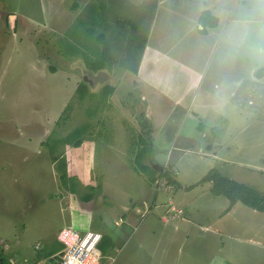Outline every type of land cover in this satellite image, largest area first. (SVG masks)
Masks as SVG:
<instances>
[{"label": "rangeland", "instance_id": "1", "mask_svg": "<svg viewBox=\"0 0 264 264\" xmlns=\"http://www.w3.org/2000/svg\"><path fill=\"white\" fill-rule=\"evenodd\" d=\"M125 1L134 8L127 12L141 16L137 33L129 28L121 37L126 67L94 73L81 58L64 57L61 43L106 0H0V264L49 258L63 249L57 236L67 228L112 241L104 264H264V213L231 206L210 183H199L215 170L264 195V81L256 83L264 80L256 76L264 69V0H242L232 18L243 22L228 23L224 13L210 38L191 29L197 0ZM98 32L110 36L104 27ZM155 51L162 61L154 82L175 63L172 91L189 102L203 89L197 102L212 105L193 103V113L179 108L174 115L165 103L163 110L161 95L140 78L144 55ZM83 81L93 97L81 100ZM105 87L115 92L104 99ZM129 92L142 97L137 109L147 116L149 102L153 133L142 161L148 174L136 171L135 157L146 146L121 101ZM83 127L79 148L55 151L73 167L63 180L50 145ZM205 127L206 139L199 135ZM154 169L171 170L180 187ZM169 200L183 203L181 215H164ZM46 261L57 264L59 256Z\"/></svg>", "mask_w": 264, "mask_h": 264}, {"label": "trees", "instance_id": "2", "mask_svg": "<svg viewBox=\"0 0 264 264\" xmlns=\"http://www.w3.org/2000/svg\"><path fill=\"white\" fill-rule=\"evenodd\" d=\"M74 8H77V6H74ZM110 8L111 10L109 12L108 9ZM152 8H155V5H153ZM118 9L122 12L118 13ZM129 9H131V13L134 12V8L128 5L125 0H106V2L92 5L89 8L87 21L79 20L77 26L71 30V33L62 39V55L69 59L81 58L86 69L94 73L103 71L107 66H112L114 64L125 66L122 61H124V57L129 58L130 54H128L129 50H126L128 48L125 49L123 46L121 37L127 34L129 28L132 29L133 33H137L138 19L141 17H133L127 12ZM114 10L117 11V14H115ZM107 12L109 15L114 12L110 19L106 18ZM199 24L202 27V30H199V34L206 36L208 34V29L217 28L218 21L209 11H204L199 18ZM101 27L109 31V37H107L105 33L98 32V29ZM116 30H119V32H116ZM139 41L142 43L139 53V55H141L142 49L146 43V36H140ZM126 43H128V41ZM131 44L132 40L129 41L128 46H131ZM127 69L133 74L137 73L136 68L132 69V67H128ZM263 74L264 69L260 70L256 76L262 77ZM77 92L81 100L88 96L93 97L92 94H89L88 84L84 81L78 84ZM114 92V88L105 87L101 93V97L104 99L108 98ZM141 98L142 97L136 96L134 92H129L126 97L121 98V101L126 105H124L125 108L132 112L137 123L141 125L139 143L146 147L135 157L136 171H140L142 174H148L149 168L142 165V161L148 153V145L150 144L153 127L151 119L145 113H140L137 109L141 104ZM84 131V127L76 129L72 134H69L61 140H55L50 145V153L53 156V160L58 163L59 170L63 173V180L69 177L68 169L70 167L68 166L70 165L64 156H56L55 151H57L58 146H71L72 144H74L76 148H79L82 143L80 139L86 132ZM155 174L158 175L159 179L166 180L169 186L180 187L177 181L170 175L171 170L164 169L159 174L156 171ZM153 178H155V176H153ZM154 180L155 179L151 180V182L154 183ZM199 183H210L212 185L211 191L213 195L224 196L229 200L231 206L241 203L249 209L264 213V195L252 186L223 177L215 170L210 171ZM112 246V241L106 237H102L99 248L103 254L108 255ZM61 250L62 249H60V251Z\"/></svg>", "mask_w": 264, "mask_h": 264}, {"label": "crops", "instance_id": "3", "mask_svg": "<svg viewBox=\"0 0 264 264\" xmlns=\"http://www.w3.org/2000/svg\"><path fill=\"white\" fill-rule=\"evenodd\" d=\"M197 1H198L197 5H199V7H197L196 11L192 14L193 17H194L193 25H192V28H191L192 31H194V29H196L197 31L202 30V27L199 24V18H200L201 14L204 11H209L211 13V15L217 19L218 24H221V21H222V17L221 16L224 13H227L230 16L229 19H228V23L243 22L242 20H237V19H233L232 18V15L234 16V10L237 9L240 6V4H241L240 2L242 0H197ZM244 7H245V5H244ZM215 30H217V28L216 29H209L208 30V34L206 36H204V37L210 38L213 35V32ZM199 35H201V34H199ZM201 36H203V35H201ZM157 55H158V52L156 53V51L152 52V54L150 56L144 55L143 60L141 62L140 78H142L144 80V81H141V84L145 85V87L146 86L149 87V90L151 89L150 91L153 94L156 95L158 93L159 95H161V104L163 106V110L165 109V103H169L170 104L168 106V111L170 109V111L174 115L177 114L176 111L179 108L182 109V112H183V108H185V112L187 114L190 113V112L193 113V103H197L198 105H203L204 104V105H207V106L212 105V101L210 99L209 100L207 99L206 101L203 100L204 102H201V100H199L197 102V98L198 97H201V98L205 97V96H203V94H201L203 89L198 92L197 96L195 95L196 97L193 96L192 100L190 98L189 102H188V98H189L188 95L185 96L184 93L177 94L175 91H172L176 87V85L178 83V82H176L174 84L175 86L173 88V82L176 79L175 71H174L175 70L174 69L175 63L171 64V63H169L167 61L169 63L168 65H166L167 69H168L167 75L164 77L162 83L154 82L153 81L154 77L157 78V76L160 74V67L158 66V63H160V61H162L161 59L157 58ZM161 57H163V56H161ZM145 71H147V74H145ZM136 79H137L138 82H140L138 77ZM263 81L264 80H261V82H259V80H258L256 83H262ZM182 84H183V81H181V85ZM212 93H214L215 96L219 95L216 92H212ZM209 95L210 94H208V96ZM159 103H160V101H159ZM147 107H148L147 108L148 110H146V113L148 111V117H149L151 115V113L149 112L150 111L149 102H148ZM160 110H162V109H160ZM163 126H164V124H163ZM204 131H206L207 133H205ZM199 135L203 136V138L206 139L208 137V128L205 127L204 129H201V132L199 133ZM185 136H188V137H184V138H189L190 137L189 134H187ZM212 145H209V144L206 145L208 150H210V151L212 150V147H213ZM215 146L217 147L218 145H215ZM164 185H166V184H164ZM156 186L158 187L159 183ZM186 188L187 187H183V186L181 187L182 190H184ZM209 189L211 191V187ZM211 193H212V191H211ZM217 197H219V196H217ZM168 205H169L170 208H167L168 211H166L164 213V215L168 216L170 213H172L173 215L178 216V215L182 214V212H181V210H183L182 209L183 208V203L182 202H180L179 205L175 206L173 204V202L171 200H169ZM155 209H158L156 205H155L153 210H155ZM136 212L137 213H141L143 211L136 210ZM176 214H178V215H176ZM175 219L179 220L178 217H175ZM161 221L164 222V223H167L168 219L166 217L162 216ZM59 253H60V249L52 251L50 253V256H49L50 259L47 257L45 259L37 260L36 262H33L32 264H49L46 260H51V259H53L55 257H58Z\"/></svg>", "mask_w": 264, "mask_h": 264}, {"label": "built area", "instance_id": "4", "mask_svg": "<svg viewBox=\"0 0 264 264\" xmlns=\"http://www.w3.org/2000/svg\"><path fill=\"white\" fill-rule=\"evenodd\" d=\"M57 239L63 246L57 264H104L106 255L99 248L101 235L67 228L59 232Z\"/></svg>", "mask_w": 264, "mask_h": 264}]
</instances>
